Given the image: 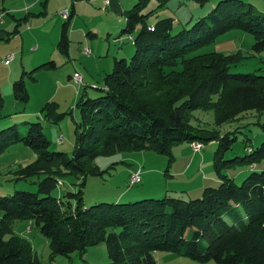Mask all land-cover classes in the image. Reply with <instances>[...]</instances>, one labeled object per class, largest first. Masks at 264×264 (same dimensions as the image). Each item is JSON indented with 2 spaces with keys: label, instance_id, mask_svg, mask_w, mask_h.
Here are the masks:
<instances>
[{
  "label": "trees",
  "instance_id": "trees-1",
  "mask_svg": "<svg viewBox=\"0 0 264 264\" xmlns=\"http://www.w3.org/2000/svg\"><path fill=\"white\" fill-rule=\"evenodd\" d=\"M148 1L139 0L125 14L121 34L134 36L132 58H115L104 87H94L102 94L90 97L85 89L78 101L82 122L73 157L49 149L40 122L29 123L25 135L15 127L11 137L0 135V148L22 141L38 153L35 162L19 169L18 178L44 175L39 192L16 190L0 196V264H39L31 241L14 232L17 220L33 221L49 238L52 258L84 254L89 247L104 243L108 264H157L155 252L159 250L179 252L192 260L213 259L217 264H264V169L250 171L240 184L223 175L217 186H207L200 197L190 199L165 195L86 206L82 188L53 195L62 176L85 174L86 160L117 151L152 148L169 155L177 142L215 139L217 171L229 162L253 166L264 159L262 141L249 146L247 155L226 160L224 152L236 139L233 132L219 136L216 129L209 132L191 122L197 109L213 110L217 127L250 110H264V74L231 72L247 58L241 50L191 55L233 28L251 32L255 37L252 51L263 52L264 14L242 0H221L191 26L172 33L173 18L147 22L169 0H158L156 8L143 13ZM73 17L74 10L62 23L57 43L66 55ZM17 33L19 29L12 35ZM49 64L56 66L49 61L38 68ZM25 75L13 88L27 99ZM1 100L0 94V104ZM261 128L264 131V123ZM94 171L101 173L97 168Z\"/></svg>",
  "mask_w": 264,
  "mask_h": 264
},
{
  "label": "rangeland",
  "instance_id": "rangeland-1",
  "mask_svg": "<svg viewBox=\"0 0 264 264\" xmlns=\"http://www.w3.org/2000/svg\"><path fill=\"white\" fill-rule=\"evenodd\" d=\"M34 1L0 0V27L3 26L4 19L8 23H13L12 17L7 14L9 13L7 9L23 6L27 9L25 11L31 10L28 20L22 18L27 14L26 12L12 11L18 16V23H21L18 26L20 33L0 38V94L2 97L0 135L2 138L11 137L13 127L17 128L20 135H25L29 123L40 122L43 134L50 142L49 149L63 151L68 157H73L81 131L82 115L78 101L82 93L86 89L90 97L100 96L102 91L94 87H104L105 75L112 71L114 58L124 57L129 60L134 55L136 47L134 42L128 39L129 34L121 35V37L124 36L122 43L115 38V33L120 30L122 22L125 25L123 15H114L109 7H104L103 1L91 3L86 1L79 4L78 22L75 24L72 20L69 28L71 40L69 54H63L57 49L61 26L65 21L61 15L62 0H38L39 4L36 6L31 4ZM138 1L123 0L125 9H131ZM219 1L221 0H205L204 2L169 0L164 7L150 15L147 22L155 23L162 18H173L171 31L177 33L191 26L198 18L207 15ZM242 1L248 6L252 5L256 13L264 14V0ZM157 5L158 0H149L142 11L147 13ZM89 30L95 34L88 35ZM254 42L255 37L251 32L233 28L191 55L205 51L229 54L241 50L247 58L231 68V72L264 74V51L253 52ZM86 48L91 49L90 54L85 53ZM10 54H14V58L10 64H5ZM49 61H54L56 66L52 67L49 64L38 68ZM76 69L84 78L80 86L69 79ZM23 72H26L27 99L22 97L21 92L17 95L13 88L14 82ZM191 122L201 129H208L209 132L216 129L214 133H219V136H223L228 131L233 132L232 135L234 134L236 139L224 152L226 160L243 157L248 154L249 146L256 147L264 141V131L261 128V124L264 123V110H250L237 119L217 127L213 110L197 109L193 111ZM199 143L203 146L199 153H195L192 143L183 141L173 144L169 155L159 153L152 148L100 154L94 159L85 161V174L69 173L62 176L60 178L62 183L55 188L53 195L57 196L65 189L77 191L82 188L86 206L99 202H127L142 198H160L165 195L179 196L178 188L182 187L192 174L195 176V183L203 184L205 180L200 177L199 168L203 161L205 166L201 170L208 174H215L219 179L217 184L209 186H217L223 175L233 178L240 184L250 171L264 169L263 159L256 164L258 165L256 167L250 163L229 162L226 167L217 171L214 159L218 141L213 139ZM37 156V151L22 141H14L0 148V196L12 194L16 190L39 192V182L43 179V174L25 179L18 178L19 169L35 162ZM190 159H192L191 169L186 174H182ZM96 168L101 173L94 171ZM139 168L142 171L140 183L129 186L131 173ZM174 173L179 174L173 176ZM81 181H85L82 186ZM206 186L202 188L200 194L198 192L191 197H200ZM167 191L168 194H165ZM186 197L190 199L189 196ZM14 232L31 241L38 254L39 264H108L110 261L107 246L104 243L89 247L84 254L74 252L69 256L57 255L52 258L53 249L49 238L42 234L30 220L15 221ZM155 258L157 264H217L213 259L192 260L179 252L163 250L156 251Z\"/></svg>",
  "mask_w": 264,
  "mask_h": 264
},
{
  "label": "crops",
  "instance_id": "crops-1",
  "mask_svg": "<svg viewBox=\"0 0 264 264\" xmlns=\"http://www.w3.org/2000/svg\"><path fill=\"white\" fill-rule=\"evenodd\" d=\"M18 1H20V0H18ZM86 1H89L91 3L93 1H103V0H62L61 11L63 12L65 9H70V11L74 10V17H73L72 20H74V23L76 24L78 22V16H79V13H78L79 12V4L86 3ZM103 3H104V1H103ZM31 4L34 5V6H36V5L39 4V1L38 0H35ZM71 7H72V9H71ZM107 7H109V9H111L113 11L114 15L118 16V15L121 14V15L124 16V18H126V15L125 14H126V11L127 10L125 9L126 7L124 5L123 0H113L112 3L109 6H107ZM107 7H105V8H107ZM7 10L9 11V13L11 11V14H9V13H7V14L12 17L13 23L12 22L11 23H8L6 21V19H4V23H2L3 26L0 27V38H5L7 35L12 34L16 29H19L20 30V28L18 26L21 23L18 25V16H16V14H14L15 12H21V11H24V13L26 12L27 14L24 17H22V18L25 19V20H28V16H29L30 11H31V10L25 11L27 9L23 8V6L17 8V9H7ZM12 11L14 13H12ZM119 20H121V19H119ZM120 22H122V21H120ZM124 26L125 25L122 22L121 27H120V30L118 32L116 31V33H115L116 40L119 39L121 41V43L123 42L122 40L124 39V36L121 37V35H122L121 34V31L124 28ZM12 27H14V28L12 30H10V28H12ZM85 29L86 28H84V30ZM74 31H75V29H74ZM87 32H88L87 33L88 35L95 34L91 30H89ZM19 33H20V31H19ZM19 33H17V34H19ZM13 35H16V34H13ZM115 58H118V57H115ZM115 58H114V60H115ZM75 72H79V70L76 69L74 71V73ZM69 79H72V76H70ZM200 151L201 150L195 151V153H199ZM201 160H202V158H201ZM191 165H192V159L189 160V162L186 164V168L181 173L182 174H186L188 172V170L191 169ZM204 166H205V161H203L199 165V168H200V177H202V179L205 180L203 182V184L200 183V182H198V183L196 182L195 183V176H194V174H192L190 177L187 178L186 182L182 185V187H179L178 188V190H179L178 192H180V195L179 196L184 197V198H187L186 196H189L191 198L192 194L194 195V194H197L198 192H199L198 194H200V192H201V190H202V188L204 186H206V185L209 186L210 184H217L219 182V179L215 176V174H212V173L211 174L210 173L208 174V173H205L204 171L201 170V169L204 168ZM256 166H258V165H253V167H256ZM176 174H179V173H174L173 176H175ZM209 181H212L214 183H206V182H209ZM165 194H168V191Z\"/></svg>",
  "mask_w": 264,
  "mask_h": 264
},
{
  "label": "built area",
  "instance_id": "built-area-1",
  "mask_svg": "<svg viewBox=\"0 0 264 264\" xmlns=\"http://www.w3.org/2000/svg\"><path fill=\"white\" fill-rule=\"evenodd\" d=\"M104 1V5L105 7L109 6L113 0H103ZM4 14V13H3ZM2 14V15H3ZM2 15H1V21H2ZM63 19H67L70 16V10L69 9H65L62 13H61ZM149 29L152 30L154 29V26H149ZM129 40H134V36L133 35H129ZM85 53L90 54L91 53V49L90 48H86L84 49ZM14 58V54H10L7 59L5 60V64H9L10 61ZM83 76L80 72H75L72 76V81L77 84L78 86L82 85L83 83ZM192 147L194 148L195 151L201 150L202 149V144L199 142H193L192 143ZM141 169H135L131 175H130V180H129V185L133 186L137 183H139L141 181ZM28 228L30 229V226H28Z\"/></svg>",
  "mask_w": 264,
  "mask_h": 264
}]
</instances>
